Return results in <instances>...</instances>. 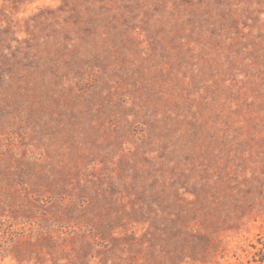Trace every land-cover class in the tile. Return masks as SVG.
I'll use <instances>...</instances> for the list:
<instances>
[{
  "label": "rangeland",
  "instance_id": "374dc122",
  "mask_svg": "<svg viewBox=\"0 0 264 264\" xmlns=\"http://www.w3.org/2000/svg\"><path fill=\"white\" fill-rule=\"evenodd\" d=\"M0 264H264V0H0Z\"/></svg>",
  "mask_w": 264,
  "mask_h": 264
}]
</instances>
